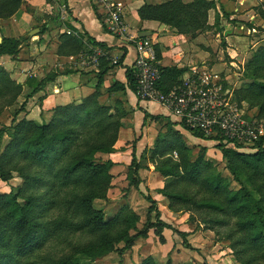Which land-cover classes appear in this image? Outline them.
<instances>
[{
    "label": "trees",
    "instance_id": "trees-1",
    "mask_svg": "<svg viewBox=\"0 0 264 264\" xmlns=\"http://www.w3.org/2000/svg\"><path fill=\"white\" fill-rule=\"evenodd\" d=\"M24 4V0H0V19L12 18ZM216 9V0L191 3L171 0L160 5L145 4L138 13L142 21H157L180 35L196 38L214 26L220 27L219 15L214 25L209 21ZM257 9L264 17V1ZM225 11V17L230 18V13ZM66 23L72 33L60 37L59 55L78 56L87 50L93 52L94 48L104 53L99 58L96 92L80 103L57 107L49 123L29 119L17 122L16 116L24 110V103L14 112L13 125L0 130V139L4 135L11 138L0 156V179L9 182L14 174L23 179L18 192L0 194V264H94L116 252L121 242H124L121 254L132 249L136 240L146 237L151 229H156L162 241H165L164 230L172 229L182 237L186 248L193 249L187 233L173 229L161 218L157 201L150 195L146 200L152 205L150 212L156 211V221H151L149 213L143 233L138 227L140 216L129 205L110 221L106 220L104 210L95 208V201L105 198L111 187L115 165L112 161L99 162L97 155L115 152L123 119L128 114L127 87L139 95L138 81L135 68H127V86L115 83L105 98L104 77L110 70L123 67L124 57L115 63L108 55L111 49L106 44L86 37ZM45 31L44 26L38 35ZM219 31H223L222 27ZM23 40L26 37L3 36L0 56H17ZM88 41L92 49H88ZM155 49L161 61L162 54L156 45ZM160 70L159 88L166 93L179 85L187 71L161 65ZM73 72L55 70L44 79H29L26 84L32 92L27 98L60 74ZM23 94V85L0 66V116L5 109L17 105ZM240 96L250 102L256 99L260 112L264 113V46L250 58ZM175 125L169 122L168 130L159 134L150 156L165 182L157 192L168 200L171 211L199 212L209 228H224L227 240L240 258L246 247L264 254V137L251 147L253 153L241 151L244 146L226 145L223 138L210 139L219 142L217 147L241 186L233 189L232 182L206 158L207 147L204 153L195 156L194 148L187 145L184 136L174 129ZM187 130L197 138H205ZM142 168L134 151L128 174L131 187L138 188L142 183L139 174ZM193 189H196L194 193ZM141 264L158 263L149 256Z\"/></svg>",
    "mask_w": 264,
    "mask_h": 264
},
{
    "label": "crops",
    "instance_id": "crops-1",
    "mask_svg": "<svg viewBox=\"0 0 264 264\" xmlns=\"http://www.w3.org/2000/svg\"><path fill=\"white\" fill-rule=\"evenodd\" d=\"M24 1V6L16 15L7 20L0 19V39L3 36L26 37L17 56H0V66H3L11 74L12 78L22 84L24 88V94L19 99V102H21V105L25 103V108L16 116L17 122L29 119L38 123H49L57 107L80 103L96 92L99 79V63L97 65H83L78 59L83 53L71 57L59 55L60 37L64 33H72L66 22H69L79 33L86 35V37L90 36L97 42L106 44L111 49L108 55L113 61L124 57L123 67L110 70L104 77L105 98L108 96L106 94L107 90L115 83L120 82L127 86L126 69H134L135 61L138 57L136 42L130 41L127 37L112 34L105 23L104 10L98 8L93 0ZM118 1L124 5V17L129 34L141 38L140 34L142 32H152V35L148 38L162 54L161 66L186 68L187 71H189L190 67L207 66L205 64L203 66L200 65L206 63L207 56L197 59L200 56V52L204 51L209 55L202 46V39L206 33L192 38L191 35H180L169 26L157 21H142L140 19L138 11L145 4L160 5L171 0ZM183 1L185 3L193 2V0ZM216 1L217 9L214 11L217 16H220V19H224V11L228 10L231 2L230 0ZM234 1H236L234 3L236 6H247V8L259 5V0ZM235 11H239V7H236ZM231 16L236 18L235 14H230V18ZM64 21L66 22L63 23ZM44 26L46 31L43 35H37L35 38L28 37L32 30H42ZM87 46L88 49L93 48L89 41ZM97 49L100 48H94L93 52ZM85 52L93 53L91 50ZM55 70L62 72L74 70V72L71 74H60L55 80L48 82L44 88L27 98L32 92L31 87L26 84L28 80L44 79ZM20 107L15 108L14 112ZM125 107L128 114L123 119L124 126L120 131L115 152L109 154L100 153L97 157L102 159L101 162L112 161L115 164L111 171L113 180L115 182L123 180L122 188H127L131 192L143 193V187L147 186L151 189L150 181L152 179L160 178V182H163V177L156 172L155 164L150 160V156L155 147L157 137L160 133L168 130L169 122L175 123L174 129L179 131L185 138L192 140V137H196L168 109L156 102L142 100L138 94L128 87ZM13 120H15L14 115L12 123ZM196 139L201 141V144L208 142L200 138ZM186 143L192 148L187 141ZM134 151L137 159L143 165L139 173L142 183L138 188L131 187L128 180L129 167L133 162ZM161 196V194H158L153 198L163 204L164 197ZM182 232L186 233L187 231ZM164 235L166 236L167 233H164ZM172 240L173 243L174 240L178 243L179 237H173ZM141 245L144 246V254H149V249L145 247L143 240L137 241V245L134 246L133 250L141 248ZM180 246H182L181 243H178L176 246L177 251L183 250V246ZM137 250V254H140V249ZM136 264H140V262H136Z\"/></svg>",
    "mask_w": 264,
    "mask_h": 264
},
{
    "label": "rangeland",
    "instance_id": "rangeland-1",
    "mask_svg": "<svg viewBox=\"0 0 264 264\" xmlns=\"http://www.w3.org/2000/svg\"><path fill=\"white\" fill-rule=\"evenodd\" d=\"M230 2L227 12L231 15L235 14L236 18H232V16L231 18H221L220 27L214 26L204 35L202 46L207 50L209 55L203 51L200 52V56L197 59H202L207 56L206 63L200 65L203 66L205 64L213 69L215 73L219 74L224 85L223 87L230 96L232 104L238 105L243 111L245 119L255 123V127L264 132V113H261L259 110L260 103L256 99L250 102L244 99L243 96H240V89L244 85L245 70L250 58L255 50L264 46V17L257 9L261 1L259 0L258 6L250 8H247V6H236L234 4L236 1L234 0H230ZM236 7H239V11L237 12L235 11ZM216 17V12L212 11L209 19L212 25L216 23ZM221 27L223 31H219ZM35 37L37 35L31 38ZM82 53H84L83 59L86 56H91L90 52ZM78 59L81 61V58ZM20 105L21 102L13 106L12 110L11 108L5 109L4 113L0 116V130L4 128H6L4 130H7V127L13 125L12 117L14 110L20 107ZM196 138L192 137V140L185 138L192 148H194V155L197 156L199 153H204V147H207L205 150L206 158L213 161L223 176L232 182L233 189H240V184L236 182L229 170L227 160L224 158L222 151L217 147L219 142L210 140L212 138H222L221 133L211 138L202 139L203 141H208L206 143L204 142V144H201L202 142ZM10 141L11 138L9 135H4L0 139V156ZM254 141L248 142L247 144L243 141H228L226 145L244 146L246 148H243L241 151L253 153L255 151L251 147L254 146ZM174 156L178 158V155L174 154ZM98 161L101 162L102 159H98ZM160 181V178L152 179L150 181L151 189L145 186V188H142V193L137 191L131 192L127 188H122L123 180L118 182L112 180L106 197L97 199L94 206L96 209L104 210L106 220L110 221L125 205H129L140 216L141 220L138 223V227L143 233L149 213H151V221H156V211L150 212L152 205L146 200V196L150 195L155 197L159 194L157 192L158 189L165 184L164 179L163 182ZM22 185L23 179L17 174H14V178L11 181H0V194H7L12 191L16 193ZM191 191L194 193L196 189ZM255 195L259 198L258 193L255 192ZM163 199V204L157 201L161 218L170 224L173 229L187 231V240L193 249L184 247L182 237L175 234L172 229L164 230L163 235L167 233L166 236L164 235L165 241L161 240L156 229H151L146 237L143 235L134 243V246H136L137 241L143 240L145 247L149 249V254H144V246L142 245L140 246L141 248H136L135 250H133V246L132 249L121 254L120 251L124 247V242H121L117 244L116 252L98 259L94 264H136V262H140L141 264L148 255L153 257L158 264H167L168 261H171L172 264H185L189 262L193 264H264V254L261 250L255 249L254 247H246V251L241 254L240 258L232 246V242L227 240L224 234V228H209L208 225L204 224L203 216L199 212L189 210L173 212L168 207V200L165 197ZM177 236L179 237L178 243H181L183 250L180 249L177 251L176 246L178 243L175 240L173 243L172 238ZM137 249H140V254H137ZM131 250H133L132 253H130Z\"/></svg>",
    "mask_w": 264,
    "mask_h": 264
},
{
    "label": "built area",
    "instance_id": "built-area-1",
    "mask_svg": "<svg viewBox=\"0 0 264 264\" xmlns=\"http://www.w3.org/2000/svg\"><path fill=\"white\" fill-rule=\"evenodd\" d=\"M93 2L104 10L105 23L112 34L136 42L138 57L134 68L139 97L142 100L156 102L165 107L184 127L202 134L205 138L221 133L225 144L228 141H243L247 144L254 140L255 144L264 137L263 130L257 129L255 123L247 121L241 108L232 104L219 74L208 66L190 67L182 76L179 85L168 93L162 91L159 88L161 64L157 59L154 43L149 38H138L129 34L124 5L118 0ZM103 54L102 49H97L85 59L81 55V63L86 66L97 65Z\"/></svg>",
    "mask_w": 264,
    "mask_h": 264
},
{
    "label": "water",
    "instance_id": "water-1",
    "mask_svg": "<svg viewBox=\"0 0 264 264\" xmlns=\"http://www.w3.org/2000/svg\"><path fill=\"white\" fill-rule=\"evenodd\" d=\"M40 33V29H34L32 30L30 33H29V36L28 37H33V36H36ZM152 35V32L151 31H144L140 34V37L141 38H148ZM2 42V39H0V43Z\"/></svg>",
    "mask_w": 264,
    "mask_h": 264
}]
</instances>
